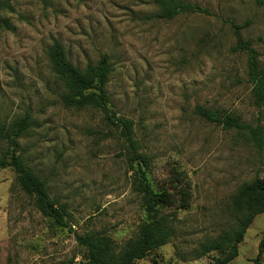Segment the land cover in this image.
I'll list each match as a JSON object with an SVG mask.
<instances>
[{"label":"rangeland","instance_id":"rangeland-1","mask_svg":"<svg viewBox=\"0 0 264 264\" xmlns=\"http://www.w3.org/2000/svg\"><path fill=\"white\" fill-rule=\"evenodd\" d=\"M2 1L14 10H0L12 27L0 28V121L31 116L17 153L46 182L67 223L80 235L100 232L124 244L148 215L120 127L101 110L64 104L67 90L48 57L55 42L81 69L108 57L109 107L133 121L138 152L151 157L153 186L164 187L173 167L192 182L189 209L174 204L162 210L175 219L170 243L134 264H215L223 258L216 251L197 255L204 243L232 231L240 187L264 178V103H255L246 55L231 51V24L245 27L239 35L253 42L264 68V0H179L209 14L173 20L155 18L161 10L155 0ZM198 107L260 127L261 146L248 130L202 118ZM8 149L0 139V158ZM263 232L261 214L230 264H255ZM82 261L86 251L74 232L37 209L11 168L0 169V264Z\"/></svg>","mask_w":264,"mask_h":264},{"label":"trees","instance_id":"trees-1","mask_svg":"<svg viewBox=\"0 0 264 264\" xmlns=\"http://www.w3.org/2000/svg\"><path fill=\"white\" fill-rule=\"evenodd\" d=\"M160 7L156 19L173 20L181 14H209L197 5L179 0H155ZM13 11L12 6L0 0V10ZM236 36V43L231 48L234 53L246 55L247 76L252 85V94L256 105L264 103V68L260 66V55L253 42L240 37L244 26L231 24ZM0 28L11 30L8 21L0 19ZM49 61L53 71L65 85L67 90L63 95L65 105L75 109L94 108L105 112L113 124L120 127L130 150V161L137 166L138 185L144 194V208L147 219L140 225L136 235L124 244H118L111 237L92 232L84 235L77 233L66 221L65 210L56 201L50 199L46 182L29 168L23 157L17 153L19 139L32 125L31 116L24 117L7 125L0 121V139L7 141L9 149L0 158V169L11 168L17 177L19 186L31 196L36 198L37 209L54 224L61 228H69L74 232L80 247L86 251V261L79 264H134L142 260L153 249L170 243L174 235L173 220L162 210L178 205V208L187 210L193 201L192 182L187 173L173 167L170 177L164 187L156 189L150 179L149 172L152 167L151 157L138 152L134 140V123L117 115L110 109V95L107 86L112 73V67L107 56H103L95 65H88L81 69L74 65L67 57L62 45L55 42L48 51ZM197 114L202 118L227 128L236 127L251 132L259 146L262 144L263 133L260 127H250L240 123L229 114H222L219 110L198 107ZM234 209L237 215L232 231L226 236H219L204 243L197 255L201 258L211 252L224 254L223 258L215 259V264H230L239 256V245L253 220L264 214V178L256 179L245 184L234 197ZM174 216V214H173ZM264 255V232L258 246V256L255 264H264L261 258ZM61 264H73L63 262Z\"/></svg>","mask_w":264,"mask_h":264}]
</instances>
